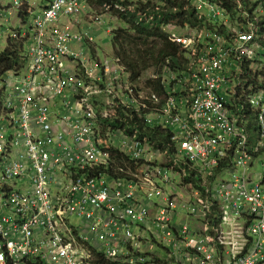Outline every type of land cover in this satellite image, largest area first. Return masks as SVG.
Listing matches in <instances>:
<instances>
[{
    "label": "built area",
    "instance_id": "2783aa9c",
    "mask_svg": "<svg viewBox=\"0 0 264 264\" xmlns=\"http://www.w3.org/2000/svg\"><path fill=\"white\" fill-rule=\"evenodd\" d=\"M184 1L221 31L175 34L195 64L149 95L96 43L146 0L0 7L2 28L31 14L9 34L28 41V65L0 84V264H264V176L248 168L264 157L263 0L234 22L241 0H225L237 13Z\"/></svg>",
    "mask_w": 264,
    "mask_h": 264
},
{
    "label": "trees",
    "instance_id": "16d2710c",
    "mask_svg": "<svg viewBox=\"0 0 264 264\" xmlns=\"http://www.w3.org/2000/svg\"><path fill=\"white\" fill-rule=\"evenodd\" d=\"M112 1L114 0H101L103 3ZM219 1H223L225 8L230 12H238L230 2ZM121 3L130 5L129 1ZM138 11L145 13L146 16L152 14L155 16L149 21L141 20ZM21 13L25 15L24 21L27 22L31 14L27 10ZM117 13L120 28L116 29L112 36L115 57L120 60L126 72L131 74V81L139 89L143 87L149 92L161 94L167 92L162 80L165 71L182 73L189 70L186 49L182 44L167 38L166 27L169 25L184 27L188 24L189 28L197 26L212 28V24L184 0H146L145 3H138L137 11L134 13L130 11L127 14ZM27 44V40L9 38L7 49L0 53V84L10 72L22 71L27 67ZM4 96L5 90L0 89V113ZM118 115L119 118L115 119L117 124L137 126L144 135L151 137L160 147H171L168 131L162 129L143 131L144 120H141L140 124L135 118L133 121L129 118L119 121L123 113L118 110Z\"/></svg>",
    "mask_w": 264,
    "mask_h": 264
},
{
    "label": "rangeland",
    "instance_id": "374dc122",
    "mask_svg": "<svg viewBox=\"0 0 264 264\" xmlns=\"http://www.w3.org/2000/svg\"><path fill=\"white\" fill-rule=\"evenodd\" d=\"M13 1L14 0H0V6L2 7V5H5L6 8H9L10 6H12ZM34 1L36 2V3H33L34 6L40 7V4L38 3L39 0H34ZM202 1L205 3H210V1L215 2L216 0H202ZM241 1H242V4L244 5L245 9L239 11V14L235 18L230 19V20H233V22L236 21L238 19V17L240 18L245 13H247V14H249L250 12L255 13L253 10H250V0H241ZM255 1H257V0H251V2H255ZM261 7L264 8V0L261 4ZM94 8L96 9V11L98 13H101L103 11V10H101L98 2L94 3ZM258 11H259V14L261 15L262 10H258ZM203 12H204V17H205V15H207L209 13V9L207 6H205L203 8ZM21 15L22 14H20L19 10L14 11V15L9 16V18H11L9 20V22L4 23L6 26L3 24V26H5V30L2 28V25L0 24V53L4 52L8 47L9 34L17 32L21 29V24L23 23V19L25 17L24 16L23 18H21ZM259 18H261V17H259ZM206 19L208 20V22L212 21L210 16H207ZM28 20H29V18H28ZM31 21H32V18H31ZM1 22H2V20H0V23ZM30 24H32V23H30ZM211 24H212V28L217 27L221 31V29L218 26H216L213 23H211ZM118 28H120L119 22L117 23L116 29H118ZM198 28H203V27L197 26L195 28H189L188 24H185L184 27L169 25L166 27V31H168V33H167L168 37L167 38L170 40L171 38H173V36H175V34H177L178 36H185V37L190 36L191 38H193L197 41V39L199 37H198L197 31H195V29H198ZM103 29H101V31H104ZM26 30L27 29L25 28L22 30V32H26ZM2 32H4V33H2ZM200 32L202 33V31H200ZM202 41H204V40H202ZM198 42L199 41H197V43ZM96 43L98 46V57H99L100 61L101 62L109 61L110 57H112V55L114 54L111 37L110 36L108 37L107 35L104 34L100 40H99V38L96 39ZM175 43H177V42H175ZM186 57L189 60V67H190V65L195 64V57L192 55L189 56L188 51L186 52ZM254 59H256V56H253V59L250 60V68H252L251 63ZM258 65H260L264 68V61L258 60ZM183 72H185V71H183ZM182 73L180 71H175V74H176L175 78L178 80L183 79ZM165 83H166V86H168V85L170 86V85H173L174 81L169 82V83L165 82ZM142 86H144V84H142ZM140 89L142 91H144V93H143L144 95H149L148 89H145L143 87H140ZM248 168H249L250 174L253 176L254 179L259 174L264 176V157H262L260 159H256L255 163L252 165V168H250V167H248Z\"/></svg>",
    "mask_w": 264,
    "mask_h": 264
},
{
    "label": "crops",
    "instance_id": "0c3cea01",
    "mask_svg": "<svg viewBox=\"0 0 264 264\" xmlns=\"http://www.w3.org/2000/svg\"><path fill=\"white\" fill-rule=\"evenodd\" d=\"M48 1H49V0H39L38 3L40 4V7H36V6H35V9L38 10V9H41V8H45V7L47 6V4H48ZM33 3H36V2L33 0ZM33 3H32V4H33ZM2 6H3L4 8H6L5 5H2ZM4 25H5V24H4ZM5 26H6V25H5ZM5 26H3V29H4V30H5ZM2 33H4V32H2ZM8 40H9V39H8Z\"/></svg>",
    "mask_w": 264,
    "mask_h": 264
},
{
    "label": "clouds",
    "instance_id": "9594fccd",
    "mask_svg": "<svg viewBox=\"0 0 264 264\" xmlns=\"http://www.w3.org/2000/svg\"><path fill=\"white\" fill-rule=\"evenodd\" d=\"M3 7V6H2ZM4 8V7H3Z\"/></svg>",
    "mask_w": 264,
    "mask_h": 264
}]
</instances>
